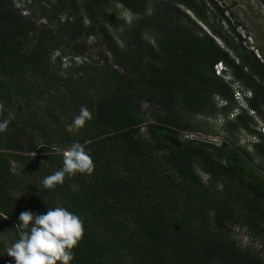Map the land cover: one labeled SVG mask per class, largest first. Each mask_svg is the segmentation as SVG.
I'll use <instances>...</instances> for the list:
<instances>
[{"label": "trees", "instance_id": "16d2710c", "mask_svg": "<svg viewBox=\"0 0 264 264\" xmlns=\"http://www.w3.org/2000/svg\"><path fill=\"white\" fill-rule=\"evenodd\" d=\"M44 1L27 3L22 18L13 0H0V120H10L0 133V264H14L6 247L19 238V214L54 207L84 223L71 264H264V167L253 164L264 161V136L247 112L264 124V63L235 26L233 37L223 30L224 10L214 0ZM40 18L56 30L35 26ZM88 36L110 61L99 51L90 65L64 68L52 57L83 55ZM218 62L226 77L214 74ZM235 84L250 93L247 110L235 104ZM82 106L92 119L70 133ZM234 110L223 131L255 138L250 152L228 136L217 145L181 140L213 134L196 117ZM74 142L94 171L45 189L43 179L63 166L53 149ZM234 228L249 246L237 244Z\"/></svg>", "mask_w": 264, "mask_h": 264}, {"label": "clouds", "instance_id": "9594fccd", "mask_svg": "<svg viewBox=\"0 0 264 264\" xmlns=\"http://www.w3.org/2000/svg\"><path fill=\"white\" fill-rule=\"evenodd\" d=\"M27 3H31V0H13L16 8H23ZM222 76L226 77L223 73ZM241 106L238 105V108ZM3 111L4 104L0 103V116ZM91 119L92 112L82 106L66 130L70 133L78 132ZM9 123L8 119L0 120V133L7 131ZM94 167L92 157L85 151V147L74 142L63 152L62 168L46 176L42 181L43 187L54 189L56 185L63 184L66 175H91ZM217 188L222 190L223 185L218 184ZM15 228L18 229L19 238L6 247V254L14 264H71L74 259L73 249L84 236L82 218L64 207L48 208L43 214H34L31 210L22 211Z\"/></svg>", "mask_w": 264, "mask_h": 264}, {"label": "rangeland", "instance_id": "374dc122", "mask_svg": "<svg viewBox=\"0 0 264 264\" xmlns=\"http://www.w3.org/2000/svg\"><path fill=\"white\" fill-rule=\"evenodd\" d=\"M219 7H221L224 10V17H227L229 20V24L225 22L224 20H221L219 23L222 25L223 30L227 33V35L232 36L230 28L234 27V32L239 34L241 38H243L242 46L246 47L248 50L254 51V54L260 59L261 62L264 63V6L261 5L259 2L256 0H214ZM49 4L52 5L53 1L52 0H46L40 4ZM39 4V6H40ZM35 6V4H34ZM209 7V11L211 12V6ZM28 8V9H27ZM33 8V7H32ZM29 10H31L30 7L25 5L23 8H19L17 10V13L22 17V18H27V15L29 13ZM36 10V8H35ZM24 11L26 13L24 14ZM188 14V13H187ZM116 15L121 19L124 20L125 23H128L131 21L132 16L127 13L125 10H123L121 7H116ZM190 18L193 19L191 14H188ZM57 19V18H56ZM58 19L61 22H64L65 20L69 21V18L66 16L65 13L61 12L58 15ZM194 20V19H193ZM48 23L44 24H36L38 28L41 26H45L47 29L50 28L49 26L53 27L54 29L56 28L53 24L47 25ZM198 26L203 30V32L208 33V29L201 24L197 23ZM43 27V28H45ZM41 29V28H40ZM51 30V29H50ZM56 30V29H55ZM82 43L85 46V50L83 55L87 56L88 58H93V57H98L97 53L99 51L103 52V54L107 57V59L110 61L111 57L108 52L104 51L100 46L98 40L93 37V36H88L86 38L81 39ZM216 43L222 47L221 43L216 40ZM57 54L61 55L60 50H55ZM233 93L234 90L239 91L240 93H245L248 91L242 90L239 85H233ZM250 98V93L249 96L243 97V100L241 101H235V104L242 105L238 109H244L247 110L246 108V99ZM217 106L223 105L221 101L215 100ZM221 103V104H220ZM141 109L145 110L146 105L141 104ZM238 111H231L227 114V116L223 115H217L209 119L201 118V117H196L197 121H203L205 125V130L212 131L213 134H207L200 132L198 135L202 136L207 140L208 143H212L217 145L221 140L224 139L225 136L230 137L231 142L240 148L245 149L246 151L250 152L251 148L249 143L253 142L255 138H253L250 135H247L245 132H237L234 135L230 136L229 134L224 133L223 131V126L225 120H232L235 114H237ZM248 116L252 118L254 129L259 132L262 136H264V124L263 121L256 115L253 114L251 111H247ZM195 121V120H193ZM204 130V131H205ZM143 131V130H142ZM193 133V132H192ZM181 140H184L181 137ZM59 149H53V152L60 153L63 155V152H59ZM253 164L264 167V161L259 160L257 158H254ZM234 234L237 244H239L242 247H246L250 245L249 239L244 235V233L237 228H234ZM254 245V244H253Z\"/></svg>", "mask_w": 264, "mask_h": 264}, {"label": "built area", "instance_id": "2783aa9c", "mask_svg": "<svg viewBox=\"0 0 264 264\" xmlns=\"http://www.w3.org/2000/svg\"><path fill=\"white\" fill-rule=\"evenodd\" d=\"M26 13V11H24V14ZM37 24H46V21L44 18H40V20L37 21ZM53 58L56 57H60V61H61V66L64 68H76L80 65H82L83 63L86 64H92V62L97 61L98 57H93V58H88L87 56L84 55H75V56H61L60 54H57L56 52L53 53L52 55ZM224 66L223 64H221L220 62L216 63L213 66V70H214V74L221 76L223 71H224ZM249 96V92H245L240 93L237 90H234L233 93V98L235 101H241V99L243 100L244 96ZM183 139L188 140V141H203L206 142L207 140L205 138H203L202 136L198 135V134H194V133H183Z\"/></svg>", "mask_w": 264, "mask_h": 264}]
</instances>
